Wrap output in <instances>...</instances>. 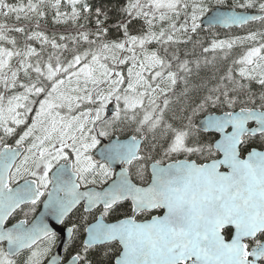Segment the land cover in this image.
Wrapping results in <instances>:
<instances>
[{
	"label": "snow or ice",
	"instance_id": "6c2138e0",
	"mask_svg": "<svg viewBox=\"0 0 264 264\" xmlns=\"http://www.w3.org/2000/svg\"><path fill=\"white\" fill-rule=\"evenodd\" d=\"M0 264H264V0H0Z\"/></svg>",
	"mask_w": 264,
	"mask_h": 264
},
{
	"label": "trees",
	"instance_id": "16d2710c",
	"mask_svg": "<svg viewBox=\"0 0 264 264\" xmlns=\"http://www.w3.org/2000/svg\"><path fill=\"white\" fill-rule=\"evenodd\" d=\"M9 2L10 3H15L16 0H9ZM96 3L97 4H102L105 7H109V8H113V9L118 6V0H96ZM246 27H251L253 30H255L256 28L259 27V22H254V23H252V24H250L249 26H246ZM232 32L234 34H238V35L245 34L244 30L237 29V28L232 29ZM223 36H224V32L222 31L221 32V38H223Z\"/></svg>",
	"mask_w": 264,
	"mask_h": 264
},
{
	"label": "flooded vegetation",
	"instance_id": "af4514ba",
	"mask_svg": "<svg viewBox=\"0 0 264 264\" xmlns=\"http://www.w3.org/2000/svg\"><path fill=\"white\" fill-rule=\"evenodd\" d=\"M77 215H78V213L75 214V215H71V216H70V220H75V219L77 218Z\"/></svg>",
	"mask_w": 264,
	"mask_h": 264
}]
</instances>
